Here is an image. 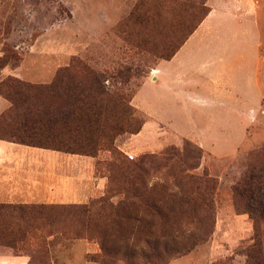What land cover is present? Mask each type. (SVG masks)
I'll list each match as a JSON object with an SVG mask.
<instances>
[{
    "label": "rangeland",
    "instance_id": "rangeland-1",
    "mask_svg": "<svg viewBox=\"0 0 264 264\" xmlns=\"http://www.w3.org/2000/svg\"><path fill=\"white\" fill-rule=\"evenodd\" d=\"M199 1L0 0V58L12 70L0 68V82L16 77L49 83L80 59L104 76L110 91L131 96L134 108V121L125 122L112 148L31 159L39 165L29 197L34 202H70L46 198L47 186L63 189L80 177L85 189L93 171L105 183L84 202L34 203L58 204L40 217L6 209L0 215L1 255L24 256V264H247L249 249L260 241L264 259V218L239 210L234 192L264 147V94L253 74L257 51L264 54V0H208L211 10L220 3V12L254 1L259 21L219 13L215 28L200 35L196 30L207 15L176 52L187 54V42L196 40L189 54L199 61L184 63L196 68L167 66L172 74L139 91L166 60L158 54L178 44L199 16ZM220 57L227 79L219 88L202 84ZM173 72L186 76L178 81ZM141 121L152 124L133 133ZM169 148L171 154L160 157ZM205 177L212 180V208L193 211L190 202L181 204L180 192L189 191L196 207L194 182Z\"/></svg>",
    "mask_w": 264,
    "mask_h": 264
},
{
    "label": "trees",
    "instance_id": "trees-1",
    "mask_svg": "<svg viewBox=\"0 0 264 264\" xmlns=\"http://www.w3.org/2000/svg\"><path fill=\"white\" fill-rule=\"evenodd\" d=\"M207 1H199V16L178 44L158 54L159 59L169 60L176 54L187 36L209 14L211 9ZM138 19L149 21L150 17L139 14ZM6 65L7 61L0 58V68ZM103 78L84 61L74 59L71 65L59 69L49 83H32L16 77L1 81L0 95L9 100L10 106L0 114V139L86 155H95L104 144L112 148L114 138L126 131L125 122L128 119L134 121V108L131 96L110 91L104 86ZM144 123L141 121L133 133L139 132ZM171 150L173 148L160 157L170 155ZM254 155L256 160L250 162L247 172L234 186V192L237 208L249 212L257 220V217L264 218V147ZM198 179L194 182L196 191L192 188L198 195L196 207L192 199L187 198L191 196L189 191H181L179 201L184 206L190 202L192 206L189 209L193 211L197 208L209 210L212 208L209 199L212 180L206 177ZM101 199L108 206L112 204L108 196ZM53 207H58V204H0V215L7 209V212L18 211L23 216L40 217L47 212L46 208ZM247 255V264H264L260 241L249 249Z\"/></svg>",
    "mask_w": 264,
    "mask_h": 264
},
{
    "label": "crops",
    "instance_id": "crops-1",
    "mask_svg": "<svg viewBox=\"0 0 264 264\" xmlns=\"http://www.w3.org/2000/svg\"><path fill=\"white\" fill-rule=\"evenodd\" d=\"M217 2L221 0H215ZM223 1V0H222ZM221 1V2H222ZM220 4V3H219ZM217 4L216 6H213L212 10L206 17V19L202 22L201 26L196 30V32L200 35H205L210 29L215 28L214 22L216 20L217 15L226 13H232L234 17L238 18L240 16H244L250 19V21H254L255 23H258V16H259V6L254 4V1L250 5H238L237 8H231L227 9L226 11L223 10L222 12L219 11L216 7L219 6ZM233 4V2H232ZM220 8L221 5L219 6ZM246 15V16H245ZM241 19V18H240ZM192 41V42H191ZM196 40L193 41V39H190L187 42V48L184 49L187 51V54L176 53L171 59L169 60H162L158 63L157 67L152 71L151 76H154V78L147 79L142 86L140 87L139 91L148 83H151L152 81L158 82L164 78H166L168 75L172 74L170 73V68L167 66H172L175 68V71H182L183 69L187 70H194L196 68V65L190 66L185 65L184 63L188 62H198L197 57H193L190 53L191 47L196 44ZM204 45H208L207 42H205V39H203ZM250 54V53H249ZM248 54V55H249ZM194 58V59H193ZM202 59H205L204 57ZM209 62L212 64L211 60H204L203 63L207 64ZM220 64L215 66V68H211L210 71L207 72L206 78L203 79L202 84L213 86V88H219L221 86V81H224L227 79V64L225 63L226 60L220 57V60L218 61ZM255 68L253 71L254 79H255V86L260 93V95L264 94V83L262 82V78H260V68L264 65V54L256 53L255 55ZM167 64V65H166ZM211 65H207L206 68L210 67ZM3 73L10 74L12 70L5 67L3 70ZM182 73V72H181ZM180 72L175 73L173 72L174 78H176L178 81L180 79L185 78L186 75L181 76ZM219 73V74H216ZM19 75V74H17ZM175 79V80H176ZM195 80V78H190ZM199 79V78H197ZM38 82V81H35ZM222 90V89H221ZM220 90V91H221ZM139 93V92H138ZM259 102V100H258ZM10 106L9 100H7L5 97L0 95V114H2L8 107ZM151 121H147L144 123V126L142 128V132L145 131V129L151 125ZM16 145H25V146H31L21 143H16L13 141L3 140L0 139V204H34V203H80L84 202L85 200H88L92 195H94L98 190L100 191L102 188L101 186H104L105 179L96 177L94 175V171L92 174L91 180L85 184L84 189V183L85 181L82 180L80 177H78L76 180V183L69 185L66 188H60L59 185H48L47 189L49 190V193H46V198L53 195H59V198L63 197H71L70 202L65 201H58L57 202H34L32 199H29L32 192V186L33 183H36V179L38 175V169L39 165L35 164L32 165L31 159H37L39 155L49 154L53 151V149H47V148H41L36 146V149H16L14 146ZM62 152V151H59ZM65 153V152H64ZM35 163V162H34ZM41 168V166H40ZM49 176L54 175L52 172H46ZM50 180V179H49ZM25 184V185H24ZM74 186V187H73ZM26 262V259L24 256H11V255H1L0 254V264H24Z\"/></svg>",
    "mask_w": 264,
    "mask_h": 264
}]
</instances>
